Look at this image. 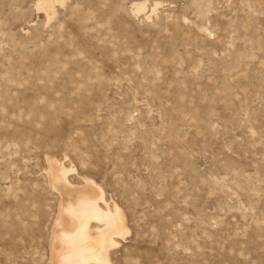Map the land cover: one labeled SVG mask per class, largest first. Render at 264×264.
Here are the masks:
<instances>
[{"label": "rangeland", "instance_id": "rangeland-1", "mask_svg": "<svg viewBox=\"0 0 264 264\" xmlns=\"http://www.w3.org/2000/svg\"><path fill=\"white\" fill-rule=\"evenodd\" d=\"M38 1L0 0V264L48 262L47 157L123 208L115 264H264V0Z\"/></svg>", "mask_w": 264, "mask_h": 264}, {"label": "bare ground", "instance_id": "bare-ground-1", "mask_svg": "<svg viewBox=\"0 0 264 264\" xmlns=\"http://www.w3.org/2000/svg\"><path fill=\"white\" fill-rule=\"evenodd\" d=\"M62 1L39 0L38 6L49 16ZM47 163L49 185L60 199L47 264H115L113 252L130 231L123 208L94 178L82 175L74 182L73 164L56 157H47Z\"/></svg>", "mask_w": 264, "mask_h": 264}]
</instances>
